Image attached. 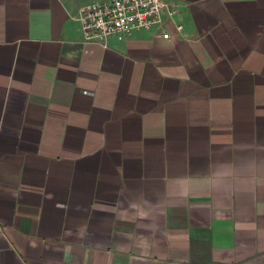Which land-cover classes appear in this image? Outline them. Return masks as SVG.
Returning a JSON list of instances; mask_svg holds the SVG:
<instances>
[{
  "label": "crops",
  "instance_id": "1",
  "mask_svg": "<svg viewBox=\"0 0 264 264\" xmlns=\"http://www.w3.org/2000/svg\"><path fill=\"white\" fill-rule=\"evenodd\" d=\"M102 1L0 0V264H264V0Z\"/></svg>",
  "mask_w": 264,
  "mask_h": 264
},
{
  "label": "built area",
  "instance_id": "2",
  "mask_svg": "<svg viewBox=\"0 0 264 264\" xmlns=\"http://www.w3.org/2000/svg\"><path fill=\"white\" fill-rule=\"evenodd\" d=\"M175 9L168 0H106L80 8L75 20L86 42L107 47V41L116 37L123 41L135 32L162 28L167 16ZM178 31H183L179 26ZM163 37L170 39L169 33Z\"/></svg>",
  "mask_w": 264,
  "mask_h": 264
}]
</instances>
